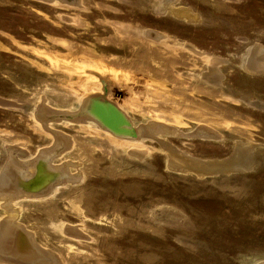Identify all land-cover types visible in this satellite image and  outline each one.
Instances as JSON below:
<instances>
[{"label":"rangeland","instance_id":"1","mask_svg":"<svg viewBox=\"0 0 264 264\" xmlns=\"http://www.w3.org/2000/svg\"><path fill=\"white\" fill-rule=\"evenodd\" d=\"M252 58L264 64V0H0V172L42 153L56 174L12 224L55 264L263 260L264 70ZM91 98L119 109L128 138L83 114Z\"/></svg>","mask_w":264,"mask_h":264},{"label":"bare ground","instance_id":"2","mask_svg":"<svg viewBox=\"0 0 264 264\" xmlns=\"http://www.w3.org/2000/svg\"><path fill=\"white\" fill-rule=\"evenodd\" d=\"M160 3H161V6L160 7H162V11L170 10L176 17H178L180 19H186L187 21L195 22L194 21L195 20V17L192 16V13L188 9H186V8L185 9H183V8L182 9L181 8H179V9L173 8V7H171V3L165 2V1H161ZM255 53H258L259 54L260 53V50L258 48H256V52ZM261 60H262V58H261ZM247 65H248L249 69L250 68H252V69H258L259 71H263L264 70V64L261 63L260 60H255V59L253 60V58H252L251 60H249V62H248ZM258 70H256V71H258ZM212 71H215V70H212ZM210 73H211V71H210ZM210 79H213V78L211 77ZM92 100H93V98L87 100L85 102V104L83 105V112H84L83 114L86 117H88V119H90V120L93 119L92 121H94L97 124H99L100 126H102L105 130H107L112 135L118 136V137H127L128 138V135L131 132V129H130L131 127L129 125H125L126 118L119 111V109H117L115 107L122 114V116H123V124L120 125V126H118L115 130H111V129H108L106 126H104L100 121H98L96 119L95 110L97 108V104H99L101 102L98 100L97 102L95 101L96 103L92 105L91 104L93 102ZM109 106H111V105H109ZM62 113H64V112H62ZM126 123H128V122H126ZM198 132L195 135L196 136H200L201 138H203V137L204 138L213 137V135H211V136L208 135V133L206 131L204 132L202 130H199ZM58 137H60V136H58ZM11 152H12V150H11ZM48 155L49 154H42V153L41 154H38V156L32 160V161H34V163L32 161H28V162L27 161L26 162H19L18 161L17 162V161H15V158L13 157L14 155L9 156V159L10 160L8 162H10V164L7 165V166H4L5 167L4 168V172H3L2 175H0V190L3 189L5 186L7 188H10V189L12 188V187H10V185H12L14 183V181H17V179H18V177L16 176L17 175L16 172L20 171L21 172V176H24V177H22V180L19 179L20 182H18L17 184H15V185H19V184L22 183L21 184L22 185V189L16 188L17 190H12V191H10L9 193H6V194L3 193V192H1V195H4L5 194V196H2L1 199H0V207L2 206L4 208L5 214L8 215V218L7 219L10 220V222L7 223V227L4 228L3 231L0 233V246H6L7 249H8L9 248V245L11 243V237L12 238L14 237L15 229H13V226H11V225H13L12 223H14L13 222V218L16 220L17 217H18V213H20L18 210L15 209V204L17 202H19V201H22V200H35V199H37V198H39L41 196H46L48 194L49 189L47 190L46 188L50 186V180L52 179V176H54V175L52 174L53 173L52 170L47 169L45 167L46 165L43 162L39 161V157L40 156H45L46 157ZM183 163L186 164V165L192 166V167L199 168V169L206 167V166L202 165L199 162H193V161H189V160L188 161H184L183 160ZM24 166H27V168L24 167ZM44 167H45L46 170L44 169ZM215 169H217V166H216ZM38 174H41V176L38 175ZM33 175H34V178H33ZM36 175H37V177H35ZM62 179H65V178H62ZM52 183H54V182H52ZM27 192H33V193H27ZM2 223L0 224V227L2 226ZM2 234L6 236L4 240H1L2 239V236H3ZM16 238H17L16 240H17L18 244H20L21 247H23V246L25 247V243H26L25 240L26 239H24L23 237L21 238L18 234H17V237ZM0 253H2V254L5 255L7 253V250L5 252L3 250H0ZM45 255H46L45 258H47L49 256V254H47V252L45 253ZM48 258L50 259V261L49 262L47 261V263L55 264V261L53 259H51L50 257H48ZM254 264H264V259L263 260H258Z\"/></svg>","mask_w":264,"mask_h":264},{"label":"water","instance_id":"3","mask_svg":"<svg viewBox=\"0 0 264 264\" xmlns=\"http://www.w3.org/2000/svg\"><path fill=\"white\" fill-rule=\"evenodd\" d=\"M95 115L98 121H100L104 126H106L108 129H111V130H115L118 126L123 124L122 114L115 107L109 106L106 103L97 104ZM9 164L10 162H7L5 166ZM4 168L0 172V175L3 174ZM16 174L18 178L22 179V177H24V176H21L19 172H16ZM17 181H14V183L10 185V187H12L11 189L5 186L3 189L0 190V199L2 196H5L6 193H9L12 190H17L16 188L22 189V185H21L22 183L19 185H15L17 184ZM1 192L5 194L1 195ZM30 193H33V192H30ZM5 223H8V222L5 221L2 223V225H4ZM11 226H13V229H15L14 237L13 238L11 237V243L8 249L7 247H5V249H2V248L0 249V250H3L4 252L7 250V253L5 255L0 253V261L7 263V264H41V263H44L45 260L49 259L48 255H47L48 257L45 258L46 257L45 252L41 251V249L33 242V240L31 239V236L27 232H25L20 226H17L15 224ZM1 232H2V226L0 228V233ZM17 234L21 238L23 237L24 239H26L25 247L24 246L21 247V245L18 244L16 240Z\"/></svg>","mask_w":264,"mask_h":264}]
</instances>
